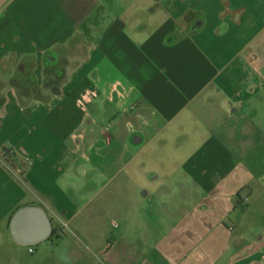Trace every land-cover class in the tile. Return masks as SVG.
Here are the masks:
<instances>
[{"label":"crops","instance_id":"crops-1","mask_svg":"<svg viewBox=\"0 0 264 264\" xmlns=\"http://www.w3.org/2000/svg\"><path fill=\"white\" fill-rule=\"evenodd\" d=\"M255 102L264 0H0V264H264ZM172 138L195 148L161 220L129 168ZM25 205L58 234L16 242Z\"/></svg>","mask_w":264,"mask_h":264},{"label":"rangeland","instance_id":"rangeland-1","mask_svg":"<svg viewBox=\"0 0 264 264\" xmlns=\"http://www.w3.org/2000/svg\"><path fill=\"white\" fill-rule=\"evenodd\" d=\"M49 78L51 82H55L53 76ZM23 90L24 89H21L19 91L23 92ZM45 92L46 91H42V93ZM255 107H257L260 112H262L264 109V106L261 104V102H255ZM260 114L261 113H259L257 116H254L252 119L254 129L263 122ZM258 129L259 128L256 130ZM256 133H258V131H256ZM194 148L193 142L189 140H184L180 143L175 138H172V140H168V142L163 145L160 142H156L143 148L142 152L132 161V164L130 165L129 169L136 170V172L130 177L137 190V197H140L139 199L144 201L147 207H150L153 211L160 215L161 220L170 219L163 217V210L166 207V203L170 209H173L172 207L175 203V200L176 198L178 199L176 193L165 197L162 194L161 189L162 185L170 187L171 189H173L175 186V177L178 176V171L181 170L180 166L182 163L174 162L173 159L177 155L178 159H185L187 155L193 152ZM246 153L249 154L247 163L253 164L256 162L258 167L255 168V170L260 175H263L264 145L260 146V149L257 151H248ZM154 174L158 175L156 179L151 177ZM143 189L148 191V195L145 198L140 196V192ZM245 193H248V191L246 190ZM256 194L257 189L252 190L248 202L246 204L242 203L239 205L244 212V214L241 213V215L244 216L245 221L247 222V224L242 226L243 228L241 227L243 229L242 232H244V229L247 228L249 225L248 223L252 218H255L259 225L264 224V201L262 200V196L257 197Z\"/></svg>","mask_w":264,"mask_h":264},{"label":"water","instance_id":"water-1","mask_svg":"<svg viewBox=\"0 0 264 264\" xmlns=\"http://www.w3.org/2000/svg\"><path fill=\"white\" fill-rule=\"evenodd\" d=\"M51 221L45 211L37 205L18 208L9 222L13 239L20 244H36L51 234Z\"/></svg>","mask_w":264,"mask_h":264},{"label":"trees","instance_id":"trees-1","mask_svg":"<svg viewBox=\"0 0 264 264\" xmlns=\"http://www.w3.org/2000/svg\"><path fill=\"white\" fill-rule=\"evenodd\" d=\"M174 40H175V36H174V35H169V36L166 37L165 42H167V43H171V42H173ZM237 202H238V201H237ZM237 202H236V203H237ZM10 219H11V216H10L8 222H10ZM8 222H7V223H8ZM56 234H58V233L56 232V229L53 228L52 231H51V236H55Z\"/></svg>","mask_w":264,"mask_h":264},{"label":"built area","instance_id":"built-area-1","mask_svg":"<svg viewBox=\"0 0 264 264\" xmlns=\"http://www.w3.org/2000/svg\"><path fill=\"white\" fill-rule=\"evenodd\" d=\"M30 251H31V249H30Z\"/></svg>","mask_w":264,"mask_h":264}]
</instances>
